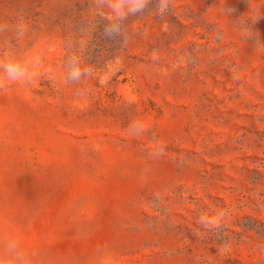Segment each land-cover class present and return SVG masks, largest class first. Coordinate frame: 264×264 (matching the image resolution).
<instances>
[{
	"label": "rangeland",
	"instance_id": "374dc122",
	"mask_svg": "<svg viewBox=\"0 0 264 264\" xmlns=\"http://www.w3.org/2000/svg\"><path fill=\"white\" fill-rule=\"evenodd\" d=\"M111 19L0 0V59L40 61L0 84V264L10 239L28 264H264V0Z\"/></svg>",
	"mask_w": 264,
	"mask_h": 264
},
{
	"label": "clouds",
	"instance_id": "9594fccd",
	"mask_svg": "<svg viewBox=\"0 0 264 264\" xmlns=\"http://www.w3.org/2000/svg\"><path fill=\"white\" fill-rule=\"evenodd\" d=\"M151 0H107L108 10L112 17L110 23L105 28V34L112 36L120 33L123 22L129 16L143 14L148 8ZM169 8V0H158V11L161 16H164ZM39 57H21L15 49L9 47L6 58L0 59V84L8 82H29L37 74L39 66ZM82 59L80 56L70 57L67 60L65 77L66 81L79 82L82 76H89L91 72L86 67H81ZM135 127L141 131L144 130V124L137 121ZM161 148L159 152H162ZM159 154V153H157ZM225 214L222 212L217 217L216 223ZM6 257L14 261L15 264H28L26 254L20 249L19 242L16 239H10L6 246Z\"/></svg>",
	"mask_w": 264,
	"mask_h": 264
}]
</instances>
